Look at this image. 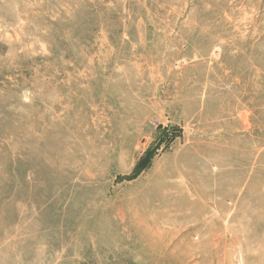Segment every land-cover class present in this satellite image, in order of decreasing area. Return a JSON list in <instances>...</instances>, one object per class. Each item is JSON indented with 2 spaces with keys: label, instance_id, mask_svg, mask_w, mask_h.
<instances>
[{
  "label": "rangeland",
  "instance_id": "374dc122",
  "mask_svg": "<svg viewBox=\"0 0 264 264\" xmlns=\"http://www.w3.org/2000/svg\"><path fill=\"white\" fill-rule=\"evenodd\" d=\"M0 264H264V0H0Z\"/></svg>",
  "mask_w": 264,
  "mask_h": 264
}]
</instances>
